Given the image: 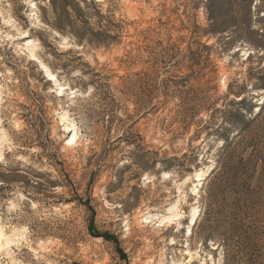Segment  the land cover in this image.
Masks as SVG:
<instances>
[{
	"label": "rangeland",
	"instance_id": "rangeland-1",
	"mask_svg": "<svg viewBox=\"0 0 264 264\" xmlns=\"http://www.w3.org/2000/svg\"><path fill=\"white\" fill-rule=\"evenodd\" d=\"M92 1L124 24L119 45L107 51L81 50L50 30L41 21L47 0H0V264H224L220 243L205 241L213 222L202 212L223 209L233 227L242 214L229 193L227 201H203L229 178L209 183L221 140L206 133L221 121L222 106L232 111L239 97L249 95L254 108L263 102L264 94L251 85L264 67V49L233 33L202 34L207 0ZM210 6L216 23L236 31L224 0ZM262 6L254 28L263 39L254 41L264 45V0ZM36 35L58 51L81 52L79 74L95 71V88L75 71L57 77L43 62L39 42L31 38ZM29 109L60 147L54 168V157L41 158L28 145L33 137L23 130ZM251 132V145L238 138L230 147L249 174L248 161L264 155V114ZM174 158L181 165L191 161L185 166L190 170L177 172ZM163 161L176 167L164 170ZM260 169L258 163L247 183L251 189ZM35 173L44 175L39 187ZM55 179L61 187L50 190L47 181ZM194 210L198 216L190 225ZM247 215L245 231L251 233L256 218ZM90 229L108 240L91 236Z\"/></svg>",
	"mask_w": 264,
	"mask_h": 264
},
{
	"label": "trees",
	"instance_id": "trees-1",
	"mask_svg": "<svg viewBox=\"0 0 264 264\" xmlns=\"http://www.w3.org/2000/svg\"><path fill=\"white\" fill-rule=\"evenodd\" d=\"M212 1L207 0L204 5L208 28L202 34L208 38H217L219 35L233 33L236 39L248 43L257 51L264 49V45L261 44L260 40L254 41L257 38L263 39L261 29L254 28L257 22L256 19H258L263 8V0H258L259 3L256 5H254L256 0H224L229 7L226 12L232 16L233 26L236 28L234 32H232L230 24L221 25L216 23L215 12L212 11L210 6ZM253 18H255V21H253ZM41 21L50 30L67 38L69 42L81 50L107 51L111 47L119 45L124 32V24L121 21L117 22L113 16L109 15L108 10L103 13L101 6L92 0H47V8L41 9ZM33 32L30 30V33ZM31 38L38 40L42 50L41 57L43 62L57 77L62 74L69 75L74 71L79 74V65L77 64L83 60L81 52H72L71 50L61 52L53 48L52 43H46L37 35L35 37L31 36ZM69 56L72 58L64 59ZM83 65L88 67L87 63ZM80 72L79 75H87L90 78L87 80L86 86H92L94 89L96 84L94 78L98 77L97 73L95 71L90 73ZM40 81L49 85L43 78ZM251 90H258L264 94V67L261 65L258 67L257 77L251 85ZM238 95L236 94L235 96ZM32 96L35 97L34 94ZM253 96L249 95L247 99L239 97V103H236L237 108L232 111H226V106H222L223 117L221 121L216 124L215 131L206 133V137L215 134L216 138L221 140L219 149L221 154L216 161L215 168L208 176V181L212 177L213 183L210 181L209 183L214 186V181L217 183L222 181L225 174L229 178L226 179L228 185H225V187L217 186L216 190L205 193L203 201L207 200L211 204L227 201V194L229 193L232 198H236V204L242 214L239 225L233 227L226 222L224 219L225 215L222 216L223 209L216 211V213H210L204 207L202 212L203 216H211L209 218L213 222L210 227L211 231L205 237V241L211 240L220 243L223 247L224 264H264V216H261L264 213V155L257 153L254 159L252 158L248 161L250 166L253 164V170L249 174L246 169L239 168L238 162L233 160L234 156L230 153V147L238 138L247 141L248 145H251L253 141L255 142L251 131L253 127H257L264 114V100L258 107L254 108L251 105V101L254 99ZM244 105H248V107H244ZM31 106L34 108V105ZM41 108L42 106L37 107L36 112L43 119L45 111ZM254 109H257V111L254 112ZM25 120L27 128L23 131H29L33 137V140L29 139L28 145L30 148H38L41 151L39 153L41 158L52 160L50 158L54 157L53 163L50 164L53 168L59 165L56 157L59 154L60 147L49 139L48 130L43 131L44 128L36 123V120L39 119L34 114V111L29 109ZM43 133L45 135L41 136ZM39 139L44 140V142L42 143ZM51 147L52 152L49 151ZM182 158L185 159L186 155H183ZM197 159L198 154L195 155L192 162L196 163ZM179 160L178 158L173 159L177 163V172H183L182 168L186 172L189 171L190 169L187 168L192 162L188 161L185 165H181ZM258 163L261 167L260 176L253 188L255 190H253L248 185L252 183L253 174L256 172ZM160 165L164 170H171L176 167V165L168 167L164 161ZM43 176L41 173H35L33 182H35L36 186L39 185L38 179H43ZM240 176L244 177V183L242 184L238 179ZM220 184L218 183V185ZM47 186L50 190H54L61 187V182L59 179L49 180L47 181ZM208 186L210 187V184ZM35 190H38V188H35ZM248 212H252V215L256 218L254 219L256 227L251 233L245 231L244 225V218L248 216ZM88 232L91 236H100L105 241L108 240L104 235H97L93 229Z\"/></svg>",
	"mask_w": 264,
	"mask_h": 264
},
{
	"label": "bare ground",
	"instance_id": "bare-ground-1",
	"mask_svg": "<svg viewBox=\"0 0 264 264\" xmlns=\"http://www.w3.org/2000/svg\"><path fill=\"white\" fill-rule=\"evenodd\" d=\"M45 74V78H46V80L47 81H49V82H54V78H53V75H51V74H48L47 72H44ZM60 89H63V88H59L58 90H56V93H58L59 94V92H60ZM57 94V95H58ZM65 131H67V132H70L71 130H70V128H65ZM75 138H76V134L75 133H73L72 135H71V137L67 140V143H72L74 140H75ZM199 174H200V172H198V176L196 175V177H197V181H199ZM194 187H195V189H196V187H197V184L196 185H194ZM192 192H193V190H192ZM195 192V191H194ZM197 216H198V214H197V212L194 210V211H192L191 212V216H190V225H193L194 224V220L197 218ZM189 231V230H188Z\"/></svg>",
	"mask_w": 264,
	"mask_h": 264
}]
</instances>
